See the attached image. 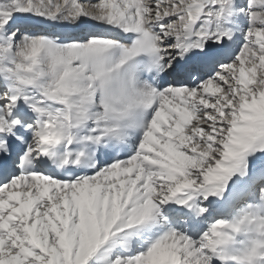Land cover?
Returning a JSON list of instances; mask_svg holds the SVG:
<instances>
[{"label":"snow or ice","instance_id":"snow-or-ice-1","mask_svg":"<svg viewBox=\"0 0 264 264\" xmlns=\"http://www.w3.org/2000/svg\"><path fill=\"white\" fill-rule=\"evenodd\" d=\"M0 264H264V0H0Z\"/></svg>","mask_w":264,"mask_h":264}]
</instances>
